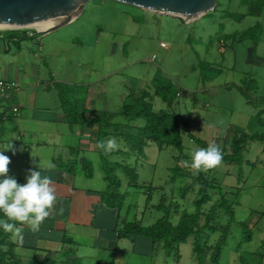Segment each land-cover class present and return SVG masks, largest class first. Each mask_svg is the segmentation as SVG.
Segmentation results:
<instances>
[{"label": "rangeland", "instance_id": "1", "mask_svg": "<svg viewBox=\"0 0 264 264\" xmlns=\"http://www.w3.org/2000/svg\"><path fill=\"white\" fill-rule=\"evenodd\" d=\"M216 2L214 12L184 23L112 0H90L76 21L42 36L25 29V40L30 41L21 43L31 52L44 55L41 71L48 70L55 80L67 82L60 83L64 86L60 94L67 104L72 93V98L81 97L89 85L91 93L104 92L109 111L118 106L120 110L127 96L145 90L152 111L175 115L181 128L180 151L147 145L138 155L130 142L115 138L120 147L106 155L108 162L119 165L112 173L118 193L123 196L113 219L116 227L129 222L150 226L162 216L154 208L160 201L177 211L176 215L170 214L175 224L181 212L193 213L194 201L205 193L209 200L201 207L197 221L200 226L210 206L217 205L222 196L233 220L217 209L198 243L212 247L225 234L218 264H238V255L249 253L261 255L264 264V6L257 17L241 16L247 6L240 5L239 0ZM256 24L260 34L255 45L250 38L240 42L232 39V35L238 37ZM154 77L169 82L176 90L171 106L154 96L150 86ZM239 87L250 104L238 92ZM111 132L106 130L105 140L113 138L109 137ZM234 133L260 136L246 145L240 164L221 162L215 169L196 175L183 165L199 149L198 143L205 147L214 143L226 149ZM62 155L55 166L72 169L75 185L92 190L104 187L97 153L86 156L91 163V180L82 178L78 170L80 158L71 157L69 165L62 161ZM182 171L184 175L180 176ZM191 182L193 186L187 189ZM199 182L213 187L198 192ZM147 192L150 200L146 205ZM241 226L250 236L247 241L243 240ZM89 231L78 234L76 228L68 226L64 239L66 243L71 240V246L64 244L58 258L44 264H66L63 262L67 259L70 264H197L191 253L193 236L177 246L175 259L161 249L151 248L149 253L148 246L136 247L130 240L125 253L101 251L95 248ZM111 234V229L100 231L98 240ZM208 257L206 252L202 264H210Z\"/></svg>", "mask_w": 264, "mask_h": 264}, {"label": "crops", "instance_id": "2", "mask_svg": "<svg viewBox=\"0 0 264 264\" xmlns=\"http://www.w3.org/2000/svg\"><path fill=\"white\" fill-rule=\"evenodd\" d=\"M75 19L70 23L76 21ZM238 37L235 36L233 40ZM31 50L23 46L21 41L15 43L1 40L0 80L12 83L14 86L9 96L0 97V151L12 145V148L4 151L3 154L11 161L8 166V177L14 178L19 184L23 185L27 182L30 171L41 170L42 175L52 178L56 187L57 203L38 232L32 233L27 225L17 224L23 233L22 244L13 233L8 232L10 251L21 264H44L53 257L57 259L63 251L62 246L72 244L71 240L66 243L64 239L66 228L71 226L78 230V234L90 230L89 235H92L96 249L119 250L125 253L130 243L127 239L117 238L116 230L122 224L116 227L113 222L121 207L118 210L109 209L100 200L99 195L106 186L101 165L100 175L104 187L100 190H92L75 185L73 170L56 168L55 163L60 161L62 154H64L62 161L69 165L72 162L71 157L80 158L78 170L83 179L91 180L92 171L89 170V176H86L83 165L88 164L91 167L86 156L97 153L95 150L97 127L96 124L88 125V122L100 121L121 125L125 132H132V127L142 126L143 122L127 123L118 114L119 106L109 111L104 92L91 93L88 91L89 85L86 86V91L81 97L76 95L72 98L73 93L70 95L69 105L66 102L67 112L65 110L67 107H63L56 90V85L63 84L64 81L55 80L48 70L41 71L44 55L40 56ZM150 86L152 87V82ZM143 93L149 96L145 90L135 94L140 96ZM13 108L17 110L15 115L11 112ZM258 123L263 125L261 121ZM105 129L112 130V127ZM113 137L122 139L116 132ZM46 155H50L47 160ZM50 164L52 167L49 166ZM4 178L0 177V180ZM61 207L64 209L63 214H60ZM106 229H111L112 234L98 240L100 231ZM131 242L136 247L145 246Z\"/></svg>", "mask_w": 264, "mask_h": 264}, {"label": "trees", "instance_id": "3", "mask_svg": "<svg viewBox=\"0 0 264 264\" xmlns=\"http://www.w3.org/2000/svg\"><path fill=\"white\" fill-rule=\"evenodd\" d=\"M240 5H246L247 10L245 14L241 16H259L263 6L264 0H239ZM217 7V2L213 12ZM226 17V16H224ZM240 18V17H239ZM7 35L2 37V41H12L20 42L27 38L24 37L23 32L11 31L6 32ZM260 34V27L256 24L251 29L242 32L238 37V42L242 41L244 38L252 39V43L255 45L258 41V36ZM234 36L232 35V39ZM251 83L250 85H252ZM63 85H56V90L60 101L64 108H66V101L62 98L60 92L62 91ZM153 94L159 98V100L164 103L167 107L171 106L173 99L177 96L176 90L168 82H161L157 77L152 79ZM238 92L243 96L246 103L250 104L243 88H237ZM122 108L119 110V115L123 117L127 123L142 121V126L132 127V132H125L121 125H112L106 122L93 121L88 122V125L96 124V136H95V150L99 156L100 163L102 166V171L104 173V179L106 181V186L104 191L99 195L100 200L103 205L109 209L118 210L121 207L123 196L118 193V186L116 179L113 177V171L119 167L116 163H110L106 159V155L103 150L96 147L97 143L101 140H105L107 137L106 129L107 127H112L111 135L113 136L115 132L117 136H121L126 142H130L131 149H136L137 154L141 155L142 149L145 148L150 143L155 145L157 148L163 146L173 147L176 150H181L180 143V132L181 128L174 114L166 113L163 111L153 112L151 110V99L146 94L143 93L140 96L136 94H131L126 97ZM68 112V107L65 109ZM259 118V113L256 114ZM108 135H110L108 133ZM260 139L259 135H246L234 133L229 141L228 147L222 148V162L228 165L240 164L242 162L241 153L245 150L246 145L254 140ZM199 148H206L204 145L198 143ZM83 168L86 169V176H89V165L84 164ZM177 171L176 168L172 169ZM130 172L129 169H126ZM177 173L174 172L173 175ZM183 171L180 172V176H183ZM172 180L175 179L174 176L171 177ZM194 183L191 182L186 188L189 189ZM198 192L204 191L207 187H213L207 185L205 182H199ZM183 191L185 190L182 189ZM150 200L149 192L146 194V205ZM209 200V197L202 193L194 201V211L191 214L181 212L178 214V218L175 224L170 221V214L176 215L177 211L174 208L169 209L164 207L160 201L154 208L162 213V216L158 218L153 224L148 227L140 226L138 223L129 222L123 224L118 230H116V236L118 239H127L128 241H134L145 245L153 250L161 249L166 256H172L177 258V246L186 241L189 236H193V242L191 243V253L197 264H202L205 259L206 252L209 253L207 261L210 264H218V252L221 244L224 241L225 234L217 240L214 246H207L205 244L200 245L198 239L200 233L208 227V223L213 216V213L217 209L223 210L229 217L230 221L233 220L232 212L228 204L224 201L221 196V201L217 205L210 206L208 213L204 215L203 224L198 226L197 221L201 215V207ZM3 214L0 213V219H3ZM242 232L245 234L243 240L247 241L250 239L247 229L245 226H241ZM9 233L5 232L3 228H0V264H21L10 251V244L8 243ZM148 249V248H147ZM238 264H263V257L259 254L249 253L238 255ZM66 264H70V259L64 260Z\"/></svg>", "mask_w": 264, "mask_h": 264}, {"label": "clouds", "instance_id": "4", "mask_svg": "<svg viewBox=\"0 0 264 264\" xmlns=\"http://www.w3.org/2000/svg\"><path fill=\"white\" fill-rule=\"evenodd\" d=\"M107 155L117 150L120 145L117 140L109 138L101 140L96 145ZM10 144L6 150H10ZM0 151V213L3 219H0V228L5 232L13 233L20 243H23V233L17 224H25L32 233L40 230L41 224L54 211L57 203V193L54 181L47 175H42L41 170L30 171L27 182L19 184L14 178L8 177L10 158ZM222 152L218 145L209 144L206 148H199L191 154L190 162L183 161L186 168H191L193 174H199L201 171L208 172L215 169L222 162ZM40 168V166H39ZM64 209L60 208V214Z\"/></svg>", "mask_w": 264, "mask_h": 264}, {"label": "water", "instance_id": "5", "mask_svg": "<svg viewBox=\"0 0 264 264\" xmlns=\"http://www.w3.org/2000/svg\"><path fill=\"white\" fill-rule=\"evenodd\" d=\"M90 0H0V24L30 29L35 36L54 32L77 18ZM117 3L163 16L179 19H196L212 12L216 0H112ZM54 25L43 31H36L31 26L48 21ZM195 20V19H193ZM192 21V20H191Z\"/></svg>", "mask_w": 264, "mask_h": 264}, {"label": "built area", "instance_id": "6", "mask_svg": "<svg viewBox=\"0 0 264 264\" xmlns=\"http://www.w3.org/2000/svg\"><path fill=\"white\" fill-rule=\"evenodd\" d=\"M23 30L25 29H0V34L11 32V31L23 32ZM32 35H29V37H31ZM13 86L14 85L12 83H8V82L0 80V97L4 98V97L9 96L10 92H12ZM11 112L12 114L15 115L17 113V110L13 108L11 109Z\"/></svg>", "mask_w": 264, "mask_h": 264}, {"label": "bare ground", "instance_id": "7", "mask_svg": "<svg viewBox=\"0 0 264 264\" xmlns=\"http://www.w3.org/2000/svg\"><path fill=\"white\" fill-rule=\"evenodd\" d=\"M198 16L196 17H192V18H186L187 21H191L193 19H196ZM56 21H48V22H44L42 24H38V25H34V26H31L32 29H35L36 31H43V30H46L48 27H51L52 25L55 24ZM16 27H9V26H5V25H2L0 24V29H14Z\"/></svg>", "mask_w": 264, "mask_h": 264}]
</instances>
